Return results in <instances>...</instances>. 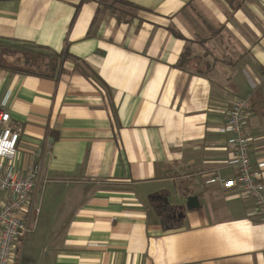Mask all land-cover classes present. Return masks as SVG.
Segmentation results:
<instances>
[{
	"label": "crops",
	"instance_id": "0c3cea01",
	"mask_svg": "<svg viewBox=\"0 0 264 264\" xmlns=\"http://www.w3.org/2000/svg\"><path fill=\"white\" fill-rule=\"evenodd\" d=\"M123 1L138 9L0 0V108L23 130L20 174L41 166L13 264H264L254 201L214 181L236 176L234 102L264 100V0ZM9 43L71 57L33 75ZM248 132L257 166L264 120Z\"/></svg>",
	"mask_w": 264,
	"mask_h": 264
},
{
	"label": "built area",
	"instance_id": "2783aa9c",
	"mask_svg": "<svg viewBox=\"0 0 264 264\" xmlns=\"http://www.w3.org/2000/svg\"><path fill=\"white\" fill-rule=\"evenodd\" d=\"M251 97L238 98L231 107L221 133L228 137L232 147L230 165L236 176L229 180L217 176L214 181L223 188L237 192L239 189L254 201L264 222V181L261 171L264 163L255 166L251 157L248 119L252 116ZM22 128L13 123L6 110L0 108V264L14 263V250L19 239L36 229L32 218L23 217L41 174L38 163L30 164L20 174L16 167Z\"/></svg>",
	"mask_w": 264,
	"mask_h": 264
},
{
	"label": "trees",
	"instance_id": "16d2710c",
	"mask_svg": "<svg viewBox=\"0 0 264 264\" xmlns=\"http://www.w3.org/2000/svg\"><path fill=\"white\" fill-rule=\"evenodd\" d=\"M116 1H120V3H122L124 5L132 7L134 9H138L136 6H134L133 4H130L126 1H123V0H116ZM10 45L13 47V49L17 53L24 55L23 57L25 58V63H26L27 68H29V69H31V68L32 69H34V68L50 69L49 73H44V74L26 71L27 73H30L33 75H38V76L51 77L52 73H54L55 70L57 69V67H56L57 62H59L62 58L67 59V58L71 57L68 50H65L61 54H57L54 51H51L49 48L37 46L35 44H29V43H25V44H15L14 43V44H12L11 43ZM0 46L4 47V46H2V44H0ZM44 57H46V58L50 57L51 58V61L49 64H44V59H46ZM179 66L182 67L183 62H180ZM4 67H6V66H4ZM6 68H8V67H6ZM251 112H252V114L258 115L261 119L264 120V100H260L258 98L256 100V98L252 97V99H251Z\"/></svg>",
	"mask_w": 264,
	"mask_h": 264
},
{
	"label": "rangeland",
	"instance_id": "374dc122",
	"mask_svg": "<svg viewBox=\"0 0 264 264\" xmlns=\"http://www.w3.org/2000/svg\"><path fill=\"white\" fill-rule=\"evenodd\" d=\"M117 5L122 8L123 10H126L127 12L131 13L133 10L127 6H125L124 4L120 3V1H116ZM14 52V51H13ZM4 55H5V58H7L8 60L10 59V66L12 67H22L24 68V66H26V63L23 59H21V57H17V56H12V51H4ZM46 58V57H44ZM51 61V58H46L44 59V64H49ZM28 70L30 72H35V73H49L50 72V69H47V68H41V69H38V68H34V69H29Z\"/></svg>",
	"mask_w": 264,
	"mask_h": 264
},
{
	"label": "water",
	"instance_id": "95a60500",
	"mask_svg": "<svg viewBox=\"0 0 264 264\" xmlns=\"http://www.w3.org/2000/svg\"><path fill=\"white\" fill-rule=\"evenodd\" d=\"M197 201H198V198L197 197H191V198H189L188 203H187V208L189 210H192L195 207H197V205H198Z\"/></svg>",
	"mask_w": 264,
	"mask_h": 264
},
{
	"label": "flooded vegetation",
	"instance_id": "af4514ba",
	"mask_svg": "<svg viewBox=\"0 0 264 264\" xmlns=\"http://www.w3.org/2000/svg\"><path fill=\"white\" fill-rule=\"evenodd\" d=\"M173 216L175 219H177L179 217V214H174Z\"/></svg>",
	"mask_w": 264,
	"mask_h": 264
}]
</instances>
